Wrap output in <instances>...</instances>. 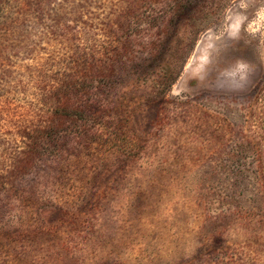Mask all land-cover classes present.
<instances>
[{
    "label": "rangeland",
    "instance_id": "374dc122",
    "mask_svg": "<svg viewBox=\"0 0 264 264\" xmlns=\"http://www.w3.org/2000/svg\"><path fill=\"white\" fill-rule=\"evenodd\" d=\"M0 264H264V0H0Z\"/></svg>",
    "mask_w": 264,
    "mask_h": 264
},
{
    "label": "trees",
    "instance_id": "16d2710c",
    "mask_svg": "<svg viewBox=\"0 0 264 264\" xmlns=\"http://www.w3.org/2000/svg\"><path fill=\"white\" fill-rule=\"evenodd\" d=\"M150 51H154L150 49ZM63 112H59L54 116V119L56 121V127L58 128L59 122H62L64 119H62ZM70 114V113H69ZM25 134V135H24ZM30 134V133H29ZM48 132L46 130H36L33 133H31L32 137L30 138V147L29 150L26 152L24 159L21 161L17 169L21 172H25L31 165L33 159L35 156L39 153V145L42 142L43 139H45L47 136ZM23 137L26 136V133H23ZM20 172V173H21Z\"/></svg>",
    "mask_w": 264,
    "mask_h": 264
}]
</instances>
